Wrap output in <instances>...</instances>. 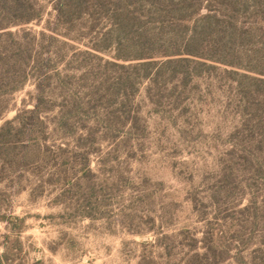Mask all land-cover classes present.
Instances as JSON below:
<instances>
[{
  "label": "rangeland",
  "instance_id": "374dc122",
  "mask_svg": "<svg viewBox=\"0 0 264 264\" xmlns=\"http://www.w3.org/2000/svg\"><path fill=\"white\" fill-rule=\"evenodd\" d=\"M32 2L42 19L7 30L48 54L19 88L0 60V123L40 83V148L63 151L0 161V264H264V76L209 60L185 83L159 64L120 68L111 45L91 50L106 19L66 27L54 0Z\"/></svg>",
  "mask_w": 264,
  "mask_h": 264
},
{
  "label": "trees",
  "instance_id": "16d2710c",
  "mask_svg": "<svg viewBox=\"0 0 264 264\" xmlns=\"http://www.w3.org/2000/svg\"><path fill=\"white\" fill-rule=\"evenodd\" d=\"M53 9L55 22L66 27L84 17L106 19L110 28L98 34L101 45L94 44L91 50L99 52L111 45L114 58L127 62L116 64L120 68L141 66L148 73L159 64L155 74L168 67L185 83L194 67L209 60L264 76V0H54ZM247 13L252 20L241 22ZM42 16L32 0H0V60L11 58L18 65L11 72L5 70L1 79H13L15 88L22 87L29 78L26 64L32 63L41 71V55L48 53L35 36L30 38L28 32L15 35L7 29L39 22ZM4 38L10 42L9 49L3 46ZM34 46L39 51L33 55ZM159 58L166 59L159 62ZM155 74L150 75L152 81ZM253 80L264 82L262 77ZM117 83L132 87L129 80L118 79ZM36 92L31 109L20 110L0 123V161L23 169L39 155L63 151L59 146L55 150L40 148L45 127L40 108L45 98L40 83ZM205 251L202 256L206 259L214 256L212 246Z\"/></svg>",
  "mask_w": 264,
  "mask_h": 264
}]
</instances>
